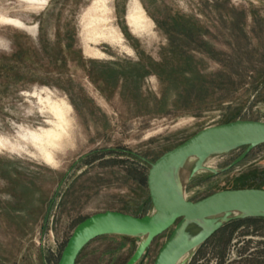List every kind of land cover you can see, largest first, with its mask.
I'll return each instance as SVG.
<instances>
[{"label": "rangeland", "instance_id": "obj_1", "mask_svg": "<svg viewBox=\"0 0 264 264\" xmlns=\"http://www.w3.org/2000/svg\"><path fill=\"white\" fill-rule=\"evenodd\" d=\"M95 3L107 9L100 28L90 25ZM181 17L200 32L173 35L172 49L167 30ZM16 53L9 65L21 79L0 77V264H58L96 214L154 216L142 178L161 156L206 128L264 122V0H0V56ZM204 165L186 202L264 190V145L212 153ZM179 226L187 240L203 231L178 221L136 264H154ZM231 231L175 264H238L264 252V221L225 244ZM143 238L99 236L76 264H127Z\"/></svg>", "mask_w": 264, "mask_h": 264}, {"label": "water", "instance_id": "obj_2", "mask_svg": "<svg viewBox=\"0 0 264 264\" xmlns=\"http://www.w3.org/2000/svg\"><path fill=\"white\" fill-rule=\"evenodd\" d=\"M264 144V122L234 121L223 125L206 128L183 144L161 156L152 166L147 178L148 189L152 205L161 216L135 217L121 212H105L85 219L74 230L68 240L58 264H76L82 250L92 240L99 236L119 234L115 231H96L104 226H117L126 230L119 235L145 236L143 242L127 264H136L151 243L158 236L169 231L178 221L183 224L209 219L222 214H231L246 207L250 203H260L264 206V190L244 189L221 191L212 194L198 202H173L164 198L159 189L162 174L170 167L185 163V161L219 147L230 146L232 149L248 146V151ZM231 149V150H232ZM247 154V152H246ZM245 154V155H246ZM244 155V156H245ZM208 155L203 156L204 160ZM243 156V157H244ZM198 157V156H197ZM242 157V158H243ZM195 171L192 176L196 173ZM263 218L264 214L249 215L244 217H231L213 228L202 231L192 240H187L183 233V226L162 247L154 264H175L179 259L170 256V250L180 249L184 254L202 246L216 231L233 219ZM198 223V222H197ZM178 231L179 234H176Z\"/></svg>", "mask_w": 264, "mask_h": 264}, {"label": "bare ground", "instance_id": "obj_3", "mask_svg": "<svg viewBox=\"0 0 264 264\" xmlns=\"http://www.w3.org/2000/svg\"><path fill=\"white\" fill-rule=\"evenodd\" d=\"M97 4L98 3H95L93 7L91 8V14L93 17L90 20V25L92 26V24H94L96 27L100 28V27H103L105 24H107L108 14H107V9H99ZM128 20L133 25L135 26L138 25L139 17L137 14V10H134L129 14ZM232 148L233 147H230V146H224V147H219V148H215L212 150H208L203 153H198L196 156H198L197 158H199V160L196 163H194L192 169L190 170L184 167L185 163L176 164L168 168L162 174V177L159 183V189H160L161 194L167 200H170L173 202H184L185 197H186V187L191 177H193L192 174L195 171L206 169L204 165L203 156L209 155L212 153L228 152ZM259 214H264V206L260 203L254 202V203L248 204L243 209L233 212L231 214H222V215L215 216L209 219L197 220V222L202 227V230L204 232L206 230L213 228L214 226L218 224L225 222L229 216L244 217V216L259 215ZM154 216L159 217L161 215L158 212H156ZM105 231H115L116 233L119 232V234L123 232V233L128 234L126 230H124L121 227H117V226H104V227L99 228L96 232L101 233ZM179 232L181 231H178L176 234H179ZM147 239H148V235H145L142 241L146 242ZM184 255L185 254L180 249L173 248L170 250V256L173 258H176V259L180 258L181 260Z\"/></svg>", "mask_w": 264, "mask_h": 264}, {"label": "trees", "instance_id": "obj_4", "mask_svg": "<svg viewBox=\"0 0 264 264\" xmlns=\"http://www.w3.org/2000/svg\"><path fill=\"white\" fill-rule=\"evenodd\" d=\"M172 29L167 30V32L169 34H171L169 41H170V47H175L176 44L174 43L173 40V35H181L185 38H194L196 34H198L200 32V29L197 28L195 25L191 24L188 20H186L184 17L181 18H176L172 21ZM174 32V33H173ZM179 48V46H176ZM19 55L20 54H13L10 56H0V77L5 79L6 81L9 80H17L19 81L21 78L19 77L18 73L16 72V68L14 66L9 65V62H12L14 60L19 59ZM191 74L193 75V77H199L200 73L197 69L193 70V72H191ZM8 85V84H7ZM6 84H4V86H7ZM195 87V85H190L189 89H193ZM264 145V144H263ZM142 179L145 180L146 183V176H144ZM144 182V181H143ZM143 211H147V207L143 208ZM259 221H264L263 218H247L244 220H236V221H232L229 224H227L226 226L220 228L218 231H216L202 246H200L199 248L201 249L204 245H206L212 238L220 235L222 232L224 233L225 228L227 227H232V231L229 232L228 236H227V240L225 242V244L229 243L232 235L239 230L240 228H242L245 224H248L249 222L252 223H256ZM222 233V234H223ZM222 236L221 239H223V241L226 239L225 236ZM220 259L222 258L220 264H224V260H223V256L219 257ZM236 263V262H235ZM237 264V263H236ZM238 264H264V252H262L260 254V256H249L246 258L241 259Z\"/></svg>", "mask_w": 264, "mask_h": 264}]
</instances>
